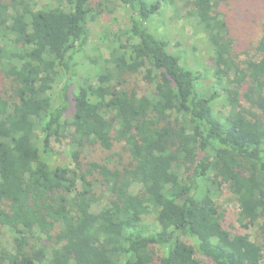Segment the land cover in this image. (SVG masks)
<instances>
[{
  "label": "trees",
  "instance_id": "obj_1",
  "mask_svg": "<svg viewBox=\"0 0 264 264\" xmlns=\"http://www.w3.org/2000/svg\"><path fill=\"white\" fill-rule=\"evenodd\" d=\"M116 1L131 27L105 57L91 0H0V264H264V35L242 53L220 10L232 0H186L212 63L205 87L153 27L174 0ZM135 74L151 94L128 87ZM92 144L106 156L84 162ZM223 190L259 240L224 227Z\"/></svg>",
  "mask_w": 264,
  "mask_h": 264
},
{
  "label": "rangeland",
  "instance_id": "obj_2",
  "mask_svg": "<svg viewBox=\"0 0 264 264\" xmlns=\"http://www.w3.org/2000/svg\"><path fill=\"white\" fill-rule=\"evenodd\" d=\"M37 8L56 6L63 4L70 5V0H35ZM154 2L156 0H148ZM186 0H174L173 5L162 4L159 15L154 16L153 27L159 29L163 35L170 41L172 52L184 55L188 60L186 64L196 70L204 73L201 83L206 87L212 85L214 79L212 77L211 59L206 46H204L205 35L199 33L198 21L191 16L188 7H185ZM238 5V8L236 7ZM92 17L89 20L88 27L90 32V43L97 46L105 57H109V51L113 48L112 40L115 34L121 29L129 31L131 24L129 23V14L122 8L116 0H91ZM220 10L227 16L231 22V26L240 41L242 53L248 51L249 56L254 55L255 47L261 37L264 35V0H232L222 3ZM249 11L245 13L246 11ZM130 34V33H129ZM127 33V37L129 38ZM244 58V57H242ZM0 73V84L3 89L9 88V81ZM128 87H136L140 94H151L152 87L144 82L140 74H135L128 79ZM217 111L221 110L227 113L228 109L217 107ZM63 144H55L54 150L58 154L55 156L56 161L61 158V153L68 150ZM112 152L122 154V158L126 159L121 144H116ZM106 156V153L98 144L88 145L83 151L84 162L100 161ZM217 202L224 213V227L233 235L249 234L253 240H259L262 236L259 226H251L245 228L239 221V205L228 190H223L217 197ZM144 223L151 227L156 225L154 214H150L143 218ZM6 242L12 244V233L5 229ZM202 264H214L211 260L199 255Z\"/></svg>",
  "mask_w": 264,
  "mask_h": 264
}]
</instances>
